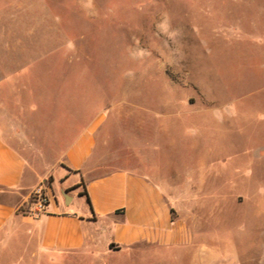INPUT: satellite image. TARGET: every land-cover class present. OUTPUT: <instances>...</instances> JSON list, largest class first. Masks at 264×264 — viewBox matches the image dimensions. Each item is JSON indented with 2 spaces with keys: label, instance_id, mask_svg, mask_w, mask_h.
<instances>
[{
  "label": "rangeland",
  "instance_id": "374dc122",
  "mask_svg": "<svg viewBox=\"0 0 264 264\" xmlns=\"http://www.w3.org/2000/svg\"><path fill=\"white\" fill-rule=\"evenodd\" d=\"M29 64L0 102L80 111L83 125L120 115L175 181L192 247L140 246L105 264H264V0H0V70Z\"/></svg>",
  "mask_w": 264,
  "mask_h": 264
},
{
  "label": "crops",
  "instance_id": "0c3cea01",
  "mask_svg": "<svg viewBox=\"0 0 264 264\" xmlns=\"http://www.w3.org/2000/svg\"><path fill=\"white\" fill-rule=\"evenodd\" d=\"M33 67L0 70V89ZM14 92L29 98L35 93L25 85ZM5 103L0 102V264L69 258L105 264L107 258L130 257L140 246L192 247L187 220L170 196L174 179L130 144L120 115L97 113L83 125L80 111L50 117L33 99L12 108ZM117 142L128 151L115 149ZM149 148L156 152L154 145ZM39 185L47 186L51 197L45 211L31 218L25 210ZM199 185L204 191L206 183Z\"/></svg>",
  "mask_w": 264,
  "mask_h": 264
},
{
  "label": "built area",
  "instance_id": "2783aa9c",
  "mask_svg": "<svg viewBox=\"0 0 264 264\" xmlns=\"http://www.w3.org/2000/svg\"><path fill=\"white\" fill-rule=\"evenodd\" d=\"M50 193L45 185L35 187L29 194V206L25 210L26 215L31 218H37L45 211L50 201Z\"/></svg>",
  "mask_w": 264,
  "mask_h": 264
},
{
  "label": "trees",
  "instance_id": "16d2710c",
  "mask_svg": "<svg viewBox=\"0 0 264 264\" xmlns=\"http://www.w3.org/2000/svg\"><path fill=\"white\" fill-rule=\"evenodd\" d=\"M80 195H83V196L85 195L86 198H87V202H89L88 197H87V195H86L85 193H82V192H81ZM111 247H112V246H111Z\"/></svg>",
  "mask_w": 264,
  "mask_h": 264
},
{
  "label": "water",
  "instance_id": "95a60500",
  "mask_svg": "<svg viewBox=\"0 0 264 264\" xmlns=\"http://www.w3.org/2000/svg\"><path fill=\"white\" fill-rule=\"evenodd\" d=\"M64 196H65L66 198H68V199H69V197H68V195H67V192H66V193H64Z\"/></svg>",
  "mask_w": 264,
  "mask_h": 264
}]
</instances>
